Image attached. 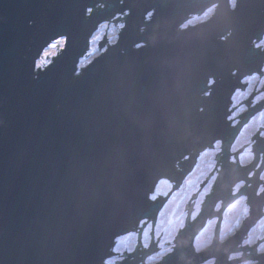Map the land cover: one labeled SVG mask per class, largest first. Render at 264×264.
I'll use <instances>...</instances> for the list:
<instances>
[{
	"label": "water",
	"instance_id": "water-1",
	"mask_svg": "<svg viewBox=\"0 0 264 264\" xmlns=\"http://www.w3.org/2000/svg\"><path fill=\"white\" fill-rule=\"evenodd\" d=\"M263 36L264 0H0V264H105L156 222L154 191L226 134ZM190 231L160 264H201Z\"/></svg>",
	"mask_w": 264,
	"mask_h": 264
},
{
	"label": "flooded vegetation",
	"instance_id": "flooded-vegetation-1",
	"mask_svg": "<svg viewBox=\"0 0 264 264\" xmlns=\"http://www.w3.org/2000/svg\"><path fill=\"white\" fill-rule=\"evenodd\" d=\"M255 48L264 54V36ZM233 94L226 134L194 164L193 153L176 164L174 180H162L151 197L165 201L156 222L144 220L119 239L105 264H160L188 226L201 264L264 258V63Z\"/></svg>",
	"mask_w": 264,
	"mask_h": 264
},
{
	"label": "rangeland",
	"instance_id": "rangeland-1",
	"mask_svg": "<svg viewBox=\"0 0 264 264\" xmlns=\"http://www.w3.org/2000/svg\"><path fill=\"white\" fill-rule=\"evenodd\" d=\"M233 3L235 4V0H233ZM215 13V8H212L210 9L209 11H206L205 15L201 16V17H194L190 20V22H188L186 25H184V29L185 27H188L190 25H193L197 22H200L204 19H206L208 16H211V15H214ZM123 23L121 24H118V25H115V24H112V25H104L102 26V30L99 31L95 37H93V40H92V51L89 55V57L85 60H83L81 62V65H80V68H84V64L85 63H91L93 60H92V57L94 56H98L101 54L100 52V44L104 41L103 37H105L107 34H110V41L112 40H116L118 39V35H119V31L121 28H123ZM63 42L62 44L60 45V49H64V46H65V40L62 39ZM111 46V43H108V47ZM57 51V44H54L50 47V49H48L45 53H49L48 57H49V60L47 62H43V61H40L38 65H45L47 66L50 62V60L52 59V57L54 56V54L56 53Z\"/></svg>",
	"mask_w": 264,
	"mask_h": 264
},
{
	"label": "built area",
	"instance_id": "built-area-1",
	"mask_svg": "<svg viewBox=\"0 0 264 264\" xmlns=\"http://www.w3.org/2000/svg\"><path fill=\"white\" fill-rule=\"evenodd\" d=\"M112 24H115L114 21L111 22V23H109V24H107V25H112ZM122 26H123V25H122ZM123 28H124V26H123ZM120 31H121V29H120ZM120 31H119V34H120ZM95 36H96V35H95ZM91 51H92V45H91V48H90V50H89V52H88V57H89ZM84 60H85V59H84ZM80 69H83V68H80Z\"/></svg>",
	"mask_w": 264,
	"mask_h": 264
}]
</instances>
